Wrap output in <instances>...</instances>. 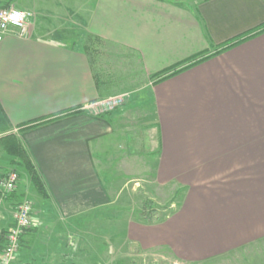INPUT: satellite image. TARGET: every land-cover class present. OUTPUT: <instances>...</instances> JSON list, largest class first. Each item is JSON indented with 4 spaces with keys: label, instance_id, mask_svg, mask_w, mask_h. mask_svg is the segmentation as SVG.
<instances>
[{
    "label": "crops",
    "instance_id": "obj_1",
    "mask_svg": "<svg viewBox=\"0 0 264 264\" xmlns=\"http://www.w3.org/2000/svg\"><path fill=\"white\" fill-rule=\"evenodd\" d=\"M0 4L34 14L27 37L0 42V106L45 183L46 206L64 219L117 212L97 159L121 132L120 105L107 103L147 91L155 181L179 200L163 221L129 220L126 239L182 264L258 256L243 251L264 242V0ZM23 247L10 264L42 263Z\"/></svg>",
    "mask_w": 264,
    "mask_h": 264
},
{
    "label": "rangeland",
    "instance_id": "obj_2",
    "mask_svg": "<svg viewBox=\"0 0 264 264\" xmlns=\"http://www.w3.org/2000/svg\"><path fill=\"white\" fill-rule=\"evenodd\" d=\"M4 1L7 0H2V3ZM33 19L34 14L31 21ZM131 92L123 93L126 95H123L121 104L117 101L107 103L120 105L113 108V113L119 116L121 132L118 141L111 144L113 147L97 157L104 185L113 206L118 208L117 212L105 209L64 219L46 206L37 194L38 198L29 176L9 164L10 157L0 145V180L11 171L18 172L17 193L20 199H29L34 204L31 230L22 245L27 250L33 249V257L41 264H182L169 251L143 252L125 236L123 228L129 220L141 221L143 201H155L154 219L159 220L174 211L179 200L176 196L179 192L175 188H160L155 181L158 136L148 93ZM9 131L0 132V139ZM9 202L12 217L16 201ZM6 227L0 224V231ZM243 253L246 258L248 253L258 256L252 257L253 261L250 258L234 264H264V242ZM235 260L241 258L236 257Z\"/></svg>",
    "mask_w": 264,
    "mask_h": 264
},
{
    "label": "built area",
    "instance_id": "obj_3",
    "mask_svg": "<svg viewBox=\"0 0 264 264\" xmlns=\"http://www.w3.org/2000/svg\"><path fill=\"white\" fill-rule=\"evenodd\" d=\"M33 13L16 6H3L0 4V42L9 35L25 38L29 33V23ZM19 173L11 171L0 180V220L1 208L8 197L16 191L19 184ZM34 215V204L24 199L15 204L12 211L13 225L6 236L5 249L0 253V264H10L21 247V237L31 228Z\"/></svg>",
    "mask_w": 264,
    "mask_h": 264
},
{
    "label": "trees",
    "instance_id": "obj_4",
    "mask_svg": "<svg viewBox=\"0 0 264 264\" xmlns=\"http://www.w3.org/2000/svg\"><path fill=\"white\" fill-rule=\"evenodd\" d=\"M261 30L264 31V29H261ZM258 32H261V31H257L255 34H258ZM249 36L250 35H247L243 38L247 39V38H249ZM227 46L228 45H226V47ZM230 46H232V45H229L228 47H230ZM196 63H198V61L193 62L191 65L183 67L182 69H180V71H182V70H184V69H186V68H188V67H190ZM180 71H174V73L175 72L177 73ZM73 113H74L73 111L63 113V114H60L59 117H57V118H60L62 116H66V115H70ZM48 121H50V120L41 121V122L32 123V124H26V125L18 127L17 129H18V132H24V131L32 129V128L40 125V124H44ZM11 130L12 129H11V126L9 125L8 119L5 116L3 109L0 106V132L9 131V134H7L6 136H4L0 139V145L3 148V150L6 152V154L10 157L9 164L15 168L22 169L29 176L30 182H31L33 188L35 189V191L37 192V194L43 200H50L49 192L45 186L43 179L41 178L40 174L38 173L28 150L26 149L24 144L21 142V140L18 138L17 134L12 132ZM7 200L16 201V203H18L22 199H20V197L17 193V190H16L8 197ZM155 209H156V203L154 200L147 199V200L143 201V207H142V210L140 213L141 222H145L148 224H155L157 222L165 220L168 217L169 214L164 216L163 219L155 220L154 219V215H155L154 210ZM12 225H13V223H12ZM11 226L6 227L7 229L3 228L0 231V253L5 249L6 242H7L6 236L8 234L9 229L11 228ZM30 230L31 229H28L24 233V235H22L21 244L23 243V239L30 232Z\"/></svg>",
    "mask_w": 264,
    "mask_h": 264
}]
</instances>
